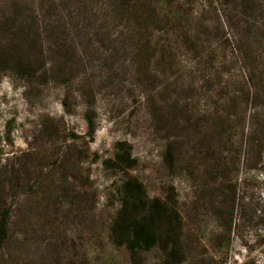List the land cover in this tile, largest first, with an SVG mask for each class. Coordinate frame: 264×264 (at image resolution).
Listing matches in <instances>:
<instances>
[{
  "label": "trees",
  "instance_id": "1",
  "mask_svg": "<svg viewBox=\"0 0 264 264\" xmlns=\"http://www.w3.org/2000/svg\"><path fill=\"white\" fill-rule=\"evenodd\" d=\"M2 74L23 83L26 95L49 84H76L81 96L93 99L103 88L136 97L147 113L170 124L164 159L172 169L181 163L190 170L192 149L202 152L209 166L204 174L216 181L230 179L246 149L252 173L264 169V0H0ZM189 113H203V132L192 135ZM87 120L93 136V119ZM61 129L52 117L39 125L40 135L53 142L52 152L28 144L12 158L0 156V264L24 262L29 232L15 205L35 187L53 196L64 192L83 205V194L70 195L67 180L69 168L90 157L88 143L68 134L64 121ZM8 135L4 141L12 144L10 129ZM133 162L127 149L105 164L130 169ZM46 164L53 173L48 185ZM59 175L61 186L54 178ZM142 188L134 179L124 185V211L140 205ZM229 188L222 185L225 192ZM146 208V217L126 219L131 255L157 242L148 220L157 212L149 203ZM111 234L115 238V225ZM169 253L168 262L173 249Z\"/></svg>",
  "mask_w": 264,
  "mask_h": 264
},
{
  "label": "rangeland",
  "instance_id": "2",
  "mask_svg": "<svg viewBox=\"0 0 264 264\" xmlns=\"http://www.w3.org/2000/svg\"><path fill=\"white\" fill-rule=\"evenodd\" d=\"M99 92L93 99L81 96L76 84H49L26 95L23 83L0 75V156L12 158L30 149L28 144L40 153L44 148L52 152L53 142L39 133L47 117L60 120L61 130L64 121L68 134L86 138L90 152L68 171L70 195L83 194L81 207L64 192L53 196L36 187L23 204L17 201L15 215L25 214L29 232L20 260L24 262L19 264H264V169L252 173L247 149L240 168L225 183L204 174L209 166L201 159L202 152L194 149L189 156L195 176L181 163L172 169L164 159L168 121L161 114L147 113L134 96L108 88ZM189 114L192 135L203 132V113ZM88 116L94 122L93 136ZM198 120L203 122L196 124ZM9 129L12 144L4 141ZM127 149L134 159L132 168L105 164ZM94 155L100 158L98 163H92ZM46 165L48 185L53 173L51 164ZM35 173L32 164V179ZM54 178L59 186L64 177ZM129 179L143 185L137 192L143 200L124 211V185ZM221 184L230 190L223 191ZM146 203L157 212L148 219L157 242L131 255L126 219L132 214L146 217ZM114 225L118 240L111 234Z\"/></svg>",
  "mask_w": 264,
  "mask_h": 264
}]
</instances>
